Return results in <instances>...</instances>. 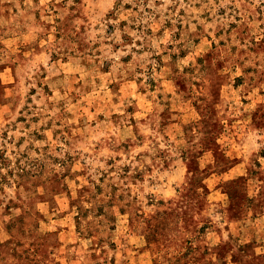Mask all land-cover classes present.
Listing matches in <instances>:
<instances>
[{
	"label": "rangeland",
	"instance_id": "rangeland-1",
	"mask_svg": "<svg viewBox=\"0 0 264 264\" xmlns=\"http://www.w3.org/2000/svg\"><path fill=\"white\" fill-rule=\"evenodd\" d=\"M0 264H264V0H0Z\"/></svg>",
	"mask_w": 264,
	"mask_h": 264
}]
</instances>
